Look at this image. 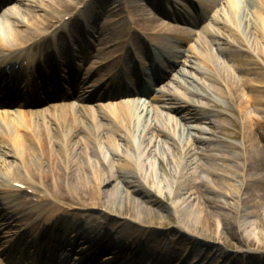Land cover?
<instances>
[{"label":"bare ground","instance_id":"1","mask_svg":"<svg viewBox=\"0 0 264 264\" xmlns=\"http://www.w3.org/2000/svg\"><path fill=\"white\" fill-rule=\"evenodd\" d=\"M26 1L29 2L30 0ZM220 1L221 0H212L211 3H208L206 5L204 4L206 6L204 7V11H207V16L206 19H204L206 20V24L202 27L201 32L210 39V42H208L206 39L205 41H203L202 36L198 35L197 38L200 49H194L193 53L195 57L200 60V64L205 66L209 71L208 74L211 77L212 75L215 77V80H213L214 84H221V78L222 81L226 83L230 91H232L234 94H238L237 82H239L243 86V88L249 87L250 90L263 92L264 89L262 88H264V85H262L261 83L264 84V72L259 75L260 80H258V84H256L253 78H248L245 75H248L252 72L251 68L246 67L245 62L238 56H236L233 50L222 46L224 44V41H227L228 43L227 39H223L224 34H227L230 39H236L239 43L244 44L245 40L243 38L242 32L243 30L247 31V25L253 27V32L257 36L258 41L261 44H264V8L261 10L260 8H255L252 12L261 21V27H256L252 25V20L248 18L250 10L246 6V4H241L238 7L236 0H226L227 9L226 11L222 12L218 9V3ZM256 1H260L264 6V0ZM93 2L94 0H80L76 2L67 0L66 7L64 9L55 8V4H53L52 7L50 6V9L48 11H46V9H41V14H38V16L35 17V20L28 19L31 12L29 10L30 8L24 9L15 5H9L3 10L0 19V62H7L10 59L15 58L17 63L21 62V64H23L24 68L21 69H23L27 75H30L24 88L28 95H33L35 94V92H37L38 94L39 91L38 89H36V91L32 92V84L36 83L38 81V78L35 79L34 76H31V74H33V71L36 68V62L39 60L38 52L41 56V62L43 61L44 50L41 51L40 47H42V45L49 41H51L55 46L58 45V40L61 38V36H59L60 32H66V37L68 35H71L72 26L75 29L78 26H75L73 25V23H71V18L66 20V18L68 17L81 16L83 18V25L87 26V30L84 31V34L87 35L92 33L91 29L94 28V23L96 21L94 19H97L98 15L101 16L103 14L101 10L95 11V9L91 8ZM123 3V9L127 8L128 6L130 7V9H132L128 15L123 16V11H120V19H116V17L115 19H113L110 14L112 11L111 8L106 10L107 12L104 13L105 15H102L105 16V18L102 24L98 27L100 33L98 34V36H100L99 47L97 48V53H95V55L93 56L97 59L94 58L93 60H91L90 57L89 64L84 68L85 71L83 72V77L80 80V83L83 84V86L80 87L81 89L84 87L86 88L84 90L87 93L86 95H76L73 97L71 102H63L58 105H53L49 109L45 108L42 110L35 109L26 111L20 110L19 115L23 119L24 123L31 126L30 129H32L34 133V138L30 137L29 134L22 128V125L19 124V116L10 114L7 110H0V137H2L0 139H2V143H5L9 149L7 153L5 152L7 156H3L8 157L12 155L10 157L14 156V159L21 157L20 159L23 160V162L20 161V163L16 164V166H14V162L3 165L5 169L8 168L5 172V175L10 180H12V183H23L24 181H22V173L26 172L24 174L26 177L24 178H27L26 180H29L30 184H35V175H37L36 171L38 170L36 167H33L31 165L30 161L32 156H37V153L35 152L31 144L34 143V141H37L40 146L43 147L45 145V140L40 134V130L37 127L39 123L38 121L41 120V122H43V117L45 118L46 114H51L50 112H53L55 114L54 116L48 118V120L50 121L48 123H50L51 125V131L57 133L55 136H53V140L59 146L60 151L58 152L60 155L59 158L58 154H55L54 157L52 156L53 150H47L50 154L49 156L52 159L50 164L54 165L52 171V186L53 190L57 191V193L59 192L62 194V190H66L67 188L69 192L73 191V195H77L80 188H86L93 193V185L84 180V177L86 175L84 172H82L84 171V168H87L86 170L92 173L90 178H94L95 182H98L97 184L99 185V187L109 180L114 179L115 172H118V174L121 173L119 168H125L127 166L130 168V170H133L138 177L145 179L148 183H150L149 181H152L153 183L156 182L157 176L155 174V170L152 167V162L150 160L147 161L146 159V157L148 158L149 153V150L147 149L148 144L153 143L152 139L155 136L154 132H167V128H172L175 133L177 131H180L181 126H185L186 122L188 121V117L186 115H179L178 119H173L167 116H163L161 113H158V111H156V107L145 101L141 102L133 99H125L118 102L104 103L103 101L105 99H110L108 97L115 93L116 90L111 89L113 88L111 87L107 88L106 90H100L97 92L94 91L91 94L92 88L94 86H97L100 81L86 85V76H88L94 69L98 67L99 71H104L103 73H101V76L98 79L101 80V82H110L112 77L115 75L118 66L123 63L124 58L126 60V58L129 57L130 53L127 44L131 39H133L134 41V38H137V36L135 35H139L141 33L140 31L144 32L145 34L147 33L153 39H157L160 41H163V35L170 34H173L180 39L187 41L191 39L193 35H196V33L177 24L159 20L157 16L146 13L145 8L139 3H134V0H129L130 5L128 3V0H121V4ZM56 4L59 3L56 2ZM26 5L28 6L29 4L27 3ZM240 22L242 24V29L240 27ZM132 30L134 31L131 33ZM138 38H140V36H138ZM79 39V37H74V42H78ZM133 41H131V43ZM209 43H213V45L216 46L217 53L223 54V57L225 58L224 60L218 58V56L212 51L210 52L207 47ZM56 48V55L61 54L64 58L62 53L64 47L61 49L60 47L56 46ZM214 55V60L216 61L217 66L221 69L223 68L226 71L227 75L225 77L222 74H219L215 62H213V59H211V57H213ZM114 58H116V60L113 62L115 64L114 68H112L111 70L110 68L109 70H106L105 67L109 65V63L112 62ZM43 66L47 67L48 69L51 65L44 63ZM65 66L66 65L64 64V68ZM123 67H127L126 62L123 64ZM240 70H243L245 74L237 76V73H239ZM218 75L220 76V78H216ZM106 76H108L109 78L106 79ZM131 80L134 81L133 78ZM34 87L36 86L34 85ZM259 87L261 88V91L257 90V88ZM107 91L108 93H106ZM150 93L151 90L147 91V94ZM26 96L27 95H25L24 97ZM36 98L37 97H32L30 100L32 101ZM253 98L254 97H245L243 94V99L241 98L239 104L242 112H245L247 110V104H249L250 100L253 101ZM90 99H95L97 101L95 102L96 105H85V102ZM169 99L180 100V97L175 93L172 94L166 91L165 88L160 91L159 95H155L152 97V100L156 101H165ZM184 102L188 103L187 100H184ZM188 104L189 106L187 109L189 111L191 107H193V105L191 103ZM19 105L22 106L21 104ZM162 107L164 109H167L168 112L175 111V113H179L178 109L173 110L171 106L167 105L166 101L163 103ZM194 109L192 111H194ZM202 111L205 110L203 109ZM150 114V122L147 123V120L145 121V117L149 116ZM188 114H193V116L190 117V119L193 120L208 119V117L205 116L200 117L201 115H197V112L192 113L189 111ZM152 116L155 117V119H153ZM87 119H90L91 125L93 126L92 128L98 133V138L93 139V137L90 136V133H88V130L85 131V135L79 134L80 130H86L84 122H86ZM43 125L45 128H47L44 122ZM163 126H165L166 129ZM186 127L188 126L186 125ZM30 129L27 130L29 131ZM199 131L206 132L205 129H200ZM64 132H66V138L63 137ZM57 135L62 137L61 142H58ZM245 135L246 139H252V136L248 133H245ZM188 137L186 138L188 139ZM119 138L125 139V141H123L126 143L125 145L127 147V157L124 156L125 158H122L124 161L123 163H118L117 161L114 162V158L120 156V150L122 149V145H120L117 141L119 140ZM132 138H134V140ZM186 138L185 140L186 142H188L189 140L187 141ZM173 139H175V141L177 142L175 137H173ZM197 139L198 138L193 137L190 140L194 141ZM94 140L98 145L92 144ZM145 140H148V144L146 145H144L143 143ZM92 146H94L95 150ZM184 147H186L185 144ZM253 148H255V146L250 142L249 149L251 150ZM128 151H131V153L133 151L134 156ZM90 152L95 156L94 158L91 157ZM85 156L86 159L84 160ZM133 158H135V161ZM205 158L209 159L210 163L203 164L198 161L192 162V165L195 167L192 174L195 176L198 168L201 167L205 170L207 176L208 174L217 175L219 177L218 181H222L221 183L227 189L226 193L216 189L218 191L217 196L221 197L219 198L220 201L216 200L215 202V205H217V207L219 208L218 217H221L222 215L232 216V218L234 219V223L239 224L244 229V233L247 238H254L256 240H259L253 222L250 219L256 209L241 210L239 204L235 206L228 200L229 197L231 198V195L235 196V190L236 194L238 193V186L234 184L233 180H231L232 178H230L228 175L234 172L232 166L229 163L231 158L226 153L210 154L206 155ZM177 160L178 161L176 162V164L178 163L179 168L183 169V165L185 166L186 163L182 162L181 157H177ZM217 160L220 161L221 164L211 165L213 161L215 162ZM37 161L40 164V160ZM132 161L135 163L131 167L129 164H131ZM100 162L108 163L109 168H111L110 176L102 172V170H104V166ZM158 164L159 167H163V162L160 159L158 160ZM60 165H62V172H60ZM245 165L246 164L244 163V168ZM78 170H81V172ZM66 172L69 173V177L67 176ZM72 173L75 175H71ZM234 174L236 175V173ZM65 175L67 178V182L65 181ZM204 180H206V183L210 181L209 185L212 187L210 188L211 190L215 191L214 188L216 186H214V183L219 184V182H213L210 179L205 178ZM84 182L86 185H83ZM196 183V180L188 184L184 181H179L177 188L173 193L176 196V206L174 205V209L180 215L179 217H183L184 219H180L181 223L179 224V232L185 235L189 234L190 238H188V241L193 240L194 242L198 243L200 242L199 237L208 236V233H200L197 232V229H190L187 226V222L189 220L191 225L198 226L201 220H204L207 217L208 213H206L207 210L202 207V205L199 204L197 200V194L194 185ZM67 184L68 187L66 186ZM158 184L159 185H156L155 183L154 186H152L153 189L159 194L167 197V194L165 193L166 191L164 192L161 184ZM246 184L248 185L249 183L246 182ZM250 185H254V182L250 183ZM57 193L48 194L46 192H42L41 195H39L38 193L39 196L37 197V200H22L21 190H19L18 187L8 183H0V202L8 211V214L4 213L2 215V218L0 219V230L1 227L10 226V228H20L21 233L31 231V234L29 236L31 238L28 240V243H33L29 245L27 244V248L16 246L14 247L15 250L18 248L20 249V252L18 253L20 256L19 259L26 260L22 264H36L35 259L38 258V255L41 254L39 252L37 254V251L41 250L45 245L42 244L40 246L38 244L39 234L44 229L55 230L56 228L52 226L54 224V221L61 222L64 225L65 232L63 235H66L67 230L75 227V225L79 223V220L81 218H83L84 216L88 217L84 212L80 213L78 210H76L79 206L78 204L81 203L77 202L76 200L68 202L60 201V198H58L59 195ZM258 193L257 207L261 208L264 207V192L260 193V191H258ZM92 202L93 203H90L91 205H100L96 202V200ZM194 202L197 203L194 205ZM131 204H133L134 207L136 202L131 201ZM21 205H23L24 207H22ZM134 208L138 207L135 206ZM28 210H33V213L31 215L23 214L24 211ZM1 212H4V209H1L0 213ZM111 212L112 211H109L107 213V216H110L109 213ZM140 218L141 216H139V219ZM10 219L14 220L15 226H13L11 223L9 224L8 220ZM85 221V224H87V222L91 223V221L95 220H89L86 218ZM95 224L96 223H94V225ZM48 226L49 228H47ZM12 230L13 229H11L10 232L5 235V237L13 239L14 233L12 234ZM72 232L75 233V231ZM98 234H101V231L94 230L91 235L95 239H98V236H100ZM214 234L217 235L218 238L222 237L219 221H217V226ZM19 238H22V236L20 235ZM16 240H18V238ZM133 244L134 243L131 244L132 247ZM14 245L15 242L12 246ZM32 247L37 250L35 251L33 257L31 256V254H27L29 249H31ZM147 247H150V245L147 244ZM220 247L221 248L218 249L221 250L220 255H222V253L224 252V250H222L223 246L221 245ZM186 254L187 250L184 251L179 259H175L173 264H177L179 260ZM56 259H58V257H56L55 260ZM69 264L74 263L72 262Z\"/></svg>","mask_w":264,"mask_h":264},{"label":"rangeland","instance_id":"2","mask_svg":"<svg viewBox=\"0 0 264 264\" xmlns=\"http://www.w3.org/2000/svg\"><path fill=\"white\" fill-rule=\"evenodd\" d=\"M71 1L76 2L80 0ZM209 1L211 3L212 0H202L204 3H208ZM236 1L238 7L241 4H246L250 10L248 18L252 20V25L261 27L260 19L252 12L255 8H260V10L263 9V3L256 0ZM56 2L59 4H56ZM135 2L141 4L145 8L146 13L158 17V15L150 9L148 3L144 0H134V3ZM27 3L29 4L28 6L26 5ZM225 3L226 0H221L218 3V9L222 12L227 9V3ZM53 4H55V8L64 9L66 7L67 0H30L29 2L26 0H14L11 3L12 6L15 5L24 9L30 8L29 10L31 12L28 17L30 20H35V17L38 16V14H41V9H46V11H48L50 6L52 7ZM104 8V10H107L105 5ZM1 13L2 12H0V19ZM159 20L163 19L159 18ZM179 25L194 30L198 35L202 36L203 41L206 39L210 42V39L201 32L202 25L194 26L192 28L187 25ZM240 27L242 29L241 22ZM247 28V31L243 30L242 32L245 40L243 45L238 43L236 39H230L227 34H224L223 39H227L228 43L227 41H224L222 47L233 50L235 55L245 62V66L251 68L252 72L250 74L247 75L243 70H240L239 73H237V76L245 74L248 78H253V80H255L254 82L258 84L257 81L260 80L259 75L264 72V44H261L258 41L257 36L253 32V27L247 25ZM198 35L193 36L188 41L180 40L176 36L169 35L168 38L174 41L173 48L176 50L171 53L176 55L174 57L176 65L174 68H170L169 76L165 78L162 83L153 87L152 92L147 97L141 96L128 98L141 102H149L152 106L157 108L156 111H158V113H161L163 116H167L169 118L178 119L179 115H186L188 117V121L185 126H181L180 131L175 133L172 128H167V132H154L155 136L152 139V144H148V140L143 142L144 145L148 144L147 149L149 150V153L148 158L146 157V159L147 161L150 160L152 162V167L157 176L155 183L156 185H159L158 183L161 184L164 192L166 191L165 193L167 194V197L159 194L153 189L152 186H154L155 183L152 181H149L150 183H148L145 179L138 177L128 166L125 168H119L121 173L118 174V172H115V178L102 184L100 187L97 184L98 182H95L94 178H90L92 173L86 170L87 168H84V171H82L86 174L84 180L93 185V193L86 188H80L77 195H73V191L69 192L68 188L66 190L63 189L62 194L59 192L57 193V191L53 190L52 186V171L54 165L50 164L52 159L49 156L50 154L48 151H50L49 149L53 150L52 156L54 157L55 154H58L59 158L60 155L58 152L60 151L59 146L53 140V136L57 133L51 131V125L48 123L50 122L48 118L54 116L55 114L50 112L51 114H46L45 118L43 117V122L47 128L44 127L41 120L38 121L39 123L37 127L45 140V145L42 147L37 143V141H34V143L31 144L37 153V156H32L30 161L31 165L36 167L38 170L36 171L35 169L37 172V175H35V181L42 185H40V189H32L35 192L34 194L23 190L25 199L37 198L42 194V192H48V194L57 193L59 195L58 198L69 201L76 200L86 209L95 207L94 209H90L92 212L89 211L93 214L92 217L94 219L98 217L99 221H104L106 223L109 222V224L112 222L111 220L122 221V229L126 231L127 235L130 233L133 236L139 235L142 239L144 234L151 231L150 234H147L148 238L146 241L149 240L150 247L155 250L161 247L162 244L167 243L165 244V247L169 244L171 248L175 247L177 249L176 251L182 252L186 246L185 243L192 242V240L188 241V238H190L189 234L185 235L179 232V224L181 223L180 219H184L183 217H179L180 215L174 209L176 206V196L173 192L177 188L179 181H184L188 184L196 180L197 183L194 185L197 200L199 204L207 210L206 213H208V215L206 214L207 217L204 220L202 219L198 226L191 225L189 220L187 222V226L190 229H197V232L208 233V236H200L199 238L201 243L198 244L196 248H193V251L196 252V254L199 253V257L201 258L200 263L211 264L217 260V255H219L220 250H216L217 248H221L220 246L222 245V250H224V255H226L225 261H228L229 264L231 262L233 264H241L247 261H258L261 264H264V207H257L258 191H260V193L264 192V91L258 92L256 90H250L249 87L243 88V86L237 82L238 94H234L227 87L226 83L222 81L219 75L216 78H220L221 84H214L213 80H215V77L213 75L211 77L208 74L209 71L205 66L200 64V60L196 58L193 53L194 49H200L198 45ZM211 44L209 43V45H207L210 52L212 51L218 56V58L224 60L225 58L223 57V54L217 53L216 46L213 45V43ZM211 59L215 62L219 74H222L225 77L227 75L226 71L217 66L216 61L214 60L215 55L211 57ZM261 84L264 85L263 83ZM164 88L172 94L175 93L179 95L180 100H165L167 105L171 106L173 110L178 109L179 113H175V111L168 112L167 109H164L162 106L165 101L152 100V97L159 95L160 91ZM257 90L261 91V88L259 87ZM243 94L248 98L254 97L253 101L250 100L249 104H247V110L245 112H242L239 106L241 98L243 99ZM184 100L202 108H208L205 109V111H198L201 108L194 109V111H192L193 107H191L189 110L192 113L197 112V115H201L200 117H208V119H190L193 114H188L189 111L187 108L189 104L187 102L185 103ZM54 104L57 103H51L50 105L44 106L42 105V107L38 106L41 107L38 109H49ZM85 105L94 106L96 103L90 102L85 103ZM6 110L10 114L19 116V124L22 125V128L29 134L30 137L34 138V133L32 129H30L31 126L24 123L23 119L19 115L18 108H7ZM26 110L35 109L27 108ZM151 114L145 117V121L147 120V123L150 122ZM152 118L155 119L153 116ZM84 124L86 130H80V135H85V131L88 130V133H90V136H92L93 139L99 137L98 133L92 128L93 126L91 125L90 119H87ZM186 125L188 127H186ZM163 127L165 128V126ZM27 129L30 130L28 131ZM200 129H205L206 132H200ZM245 133L251 135L252 139H246ZM63 137H67L66 132L63 133ZM173 137L176 138L177 142L173 139ZM186 137H188V139ZM193 137L198 139L194 141L190 140ZM61 138V136L57 135L58 142H61ZM185 138L189 141L186 142ZM132 139L134 140V138ZM123 140L125 141L123 138H119V140H117L118 143L122 145V149L120 150V156L114 158V162H124L122 158L126 156L127 147ZM250 142L255 146V148L251 150L249 149ZM0 144V182H8L11 181L10 179H7L8 177L5 175L8 168L5 169L3 165L14 162V166H16V164H19L20 161L23 162V160L10 157L12 155L8 157L3 156L6 155L9 149L7 146L3 147V145H5L4 143L0 142ZM92 144L98 145L95 140ZM184 144L186 147H184ZM92 147L95 150L94 146ZM128 152L131 153V151ZM220 153H226L231 158L229 163L234 172L228 175L232 178L231 180H233L234 184L238 186V193L236 194L235 190V196L231 195V198L228 196V200L235 206L239 204L241 210L256 209L250 219L253 222L259 240L247 238L244 233V229L239 224L234 223L232 216L222 215L221 217H218L219 208L215 205V202L221 197L217 196L218 191L216 189L223 191L224 193H226L227 189L221 183L222 181H218L219 177L217 175L208 174L207 176L205 170L201 167L198 168L195 176L192 174L195 169L192 165L193 161L208 164L210 162L209 159L205 158L206 155ZM131 154L134 156L133 151ZM90 155L92 158L95 157L91 154V152ZM177 157H181L182 162L186 163L185 166L183 165V169L179 168L178 163L176 164L178 161ZM85 159L86 156L84 160ZM133 159L135 161V158ZM159 159L163 162L162 168L159 167ZM37 160H40V164ZM100 163L104 166V170H102V172L110 176L111 168H109L108 163ZM134 163L135 162L132 161L129 165L132 167ZM244 163L246 164L245 168L243 166ZM212 164L221 163L217 160L215 162L213 161L211 165ZM59 167L61 169L60 172H62V165ZM78 171L81 172V170ZM234 173H236V175ZM23 175L24 174L22 173V177ZM71 175L75 174L72 173ZM67 176L69 177V173H67ZM204 178L210 179L213 182H219V184L214 183V186L217 187L214 188L213 186L215 191L211 190L212 187L209 185L210 181L206 183ZM65 181L67 182V178ZM246 182L249 184L247 185ZM253 182L254 185H250V183ZM83 185H86L85 182ZM66 186L68 187V184ZM38 193L39 195H37ZM94 200H96V202L100 205H91L90 203H93L92 201ZM131 201H135V206L138 208H134L135 206L133 207ZM196 203L197 202H194L193 204L195 205ZM109 211H112L109 213L110 219L107 217V213ZM86 212H88V210ZM139 216H141L140 219ZM217 221L220 222V232L222 233L221 238H218V236L214 234ZM139 230H145L144 234H138L137 232H139Z\"/></svg>","mask_w":264,"mask_h":264}]
</instances>
